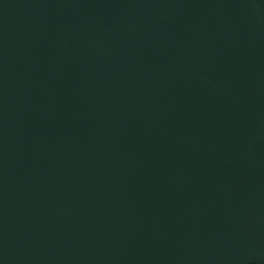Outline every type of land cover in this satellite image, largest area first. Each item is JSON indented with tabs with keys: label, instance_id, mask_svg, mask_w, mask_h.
Instances as JSON below:
<instances>
[{
	"label": "water",
	"instance_id": "1",
	"mask_svg": "<svg viewBox=\"0 0 264 264\" xmlns=\"http://www.w3.org/2000/svg\"><path fill=\"white\" fill-rule=\"evenodd\" d=\"M0 264H264V0H0Z\"/></svg>",
	"mask_w": 264,
	"mask_h": 264
}]
</instances>
